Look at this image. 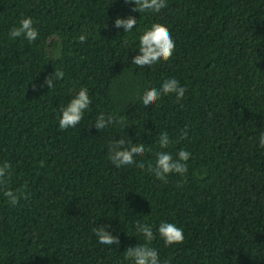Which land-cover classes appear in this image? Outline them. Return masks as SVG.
Instances as JSON below:
<instances>
[{
	"label": "trees",
	"instance_id": "1",
	"mask_svg": "<svg viewBox=\"0 0 264 264\" xmlns=\"http://www.w3.org/2000/svg\"><path fill=\"white\" fill-rule=\"evenodd\" d=\"M132 7L0 0V162L12 166L7 187L25 193L10 207L0 188V264H127L126 248L143 243L135 225L160 220L183 228L181 244L151 242L167 264H264V148L256 142L264 130V0H167L140 19ZM118 13L135 16L138 29L165 26L170 59L151 69L131 64L138 50L112 27ZM24 16L39 32L31 45L7 37ZM84 29L91 35L79 43ZM55 71L63 78L47 89ZM169 77L184 97L163 96L145 109L138 95ZM70 86L88 88L91 110L61 130ZM101 112L122 117L124 128L97 131ZM161 132L176 141L166 149L174 157L191 153L187 173L166 182L147 167ZM126 137L152 148L143 168L108 161L109 143ZM104 224L119 241L110 251L93 234Z\"/></svg>",
	"mask_w": 264,
	"mask_h": 264
},
{
	"label": "clouds",
	"instance_id": "2",
	"mask_svg": "<svg viewBox=\"0 0 264 264\" xmlns=\"http://www.w3.org/2000/svg\"><path fill=\"white\" fill-rule=\"evenodd\" d=\"M125 3L131 4L132 12L140 14H159L165 7L167 0H124ZM105 26V22L103 24ZM112 27L117 30L122 29V44L130 49L138 50L131 59V64L137 69L153 68L164 61H168L174 51V40L168 29L159 23H152L149 27L138 29V20L135 16L129 14L121 16L119 13L112 21ZM138 31V35L135 33ZM91 33L84 29L75 37L79 43H84ZM119 35V34H118ZM39 32L35 27L34 20L31 16H24L17 24L13 25L7 33L10 41L23 40L31 45L38 39ZM128 50V51H129ZM63 72L55 71L50 77L46 78L44 83L47 89L54 87V79H62ZM66 92L70 98L59 107L57 116V125L61 130L76 128L85 118V114L90 112L92 98L89 90L85 86L75 88L70 86ZM186 88L180 85V82L169 77L163 79L159 87L147 88L142 94L138 95L140 104L145 108L158 103L163 96L174 95L179 102L185 95ZM94 128L99 131L109 127L122 126L125 121L122 117L115 114L106 115L99 113L92 122ZM127 140V143H126ZM176 141L169 137L167 132H161L155 140L158 151L154 153V159L147 164L148 171L161 182H166L170 174L184 176L188 171L187 162L191 153L184 149H179L175 157L171 152L166 151L170 145ZM257 146L264 148V130L258 133L256 138ZM153 150L145 143L139 140L133 143L126 138H116L108 145L107 159L112 166L117 169L141 167L145 165V153H151ZM12 176V166L7 162H0V188H3V197L6 198L10 207H15L21 199L25 198V193L20 189L8 188L7 184ZM139 234L143 243L129 246L124 251V260L127 264H167V261H161L160 255L156 248L150 246L155 238H159L165 247L181 244L184 240L183 228L178 227L175 223L168 220H160L158 224L138 223L135 225V236ZM93 234L96 237L97 244L103 246L106 250L113 247H119L118 239L112 235L110 225L104 224L93 227Z\"/></svg>",
	"mask_w": 264,
	"mask_h": 264
}]
</instances>
